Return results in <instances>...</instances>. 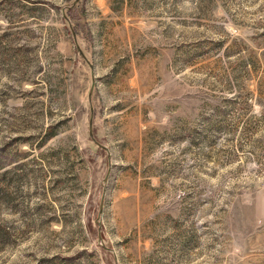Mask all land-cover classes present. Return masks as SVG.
I'll list each match as a JSON object with an SVG mask.
<instances>
[{"label":"rangeland","instance_id":"rangeland-1","mask_svg":"<svg viewBox=\"0 0 264 264\" xmlns=\"http://www.w3.org/2000/svg\"><path fill=\"white\" fill-rule=\"evenodd\" d=\"M0 264H264V0H0Z\"/></svg>","mask_w":264,"mask_h":264},{"label":"water","instance_id":"water-1","mask_svg":"<svg viewBox=\"0 0 264 264\" xmlns=\"http://www.w3.org/2000/svg\"><path fill=\"white\" fill-rule=\"evenodd\" d=\"M91 123V122H90ZM91 125V124H90ZM91 129V128H90ZM107 177H108V173H107V175H106V177H105V179H104V181L107 179ZM102 208H103V198H102V200H101V204H100V210H99V213H101L102 212Z\"/></svg>","mask_w":264,"mask_h":264}]
</instances>
